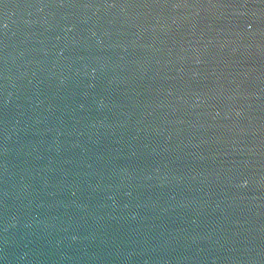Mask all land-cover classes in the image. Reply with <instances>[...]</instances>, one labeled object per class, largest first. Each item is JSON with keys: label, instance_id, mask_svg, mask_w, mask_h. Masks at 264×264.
I'll return each instance as SVG.
<instances>
[{"label": "water", "instance_id": "95a60500", "mask_svg": "<svg viewBox=\"0 0 264 264\" xmlns=\"http://www.w3.org/2000/svg\"><path fill=\"white\" fill-rule=\"evenodd\" d=\"M0 264H264V0H0Z\"/></svg>", "mask_w": 264, "mask_h": 264}]
</instances>
